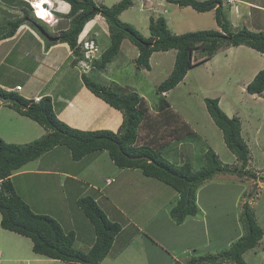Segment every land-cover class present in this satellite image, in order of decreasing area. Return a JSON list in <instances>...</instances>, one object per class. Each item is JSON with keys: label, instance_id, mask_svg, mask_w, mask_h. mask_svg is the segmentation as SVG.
I'll return each instance as SVG.
<instances>
[{"label": "rangeland", "instance_id": "rangeland-1", "mask_svg": "<svg viewBox=\"0 0 264 264\" xmlns=\"http://www.w3.org/2000/svg\"><path fill=\"white\" fill-rule=\"evenodd\" d=\"M93 1L98 6L113 7L123 0ZM222 1L224 18L230 29L237 32L244 28L245 16L240 18L239 15L243 6L238 4L237 9L236 6L230 7L226 0ZM132 2L133 6L120 18L146 38L150 37V17L159 16L166 19L169 30L176 35L220 30L214 11L200 13L192 7H180L169 0ZM259 3L264 7V0H259ZM256 18V32H264V12L258 13ZM65 24L67 26L69 22ZM86 38L89 39L88 35ZM80 39L83 40L81 36ZM229 49L231 52H227ZM105 50L98 48L97 59ZM203 54L198 49L194 55L195 66L188 71L185 79L176 88L163 94L171 104L168 114L173 124L169 129L182 128L185 121L198 137L171 143L169 139L173 138L164 136L167 128L161 127L156 132L158 135L154 136L157 144L162 138L167 141L165 143H171L160 152L161 157L174 165L189 162L193 170L197 171L205 166V153L209 149L219 156L225 171L197 190L196 216L187 217L182 224L177 223L171 216V210L180 198L179 193L163 181L145 176L141 169L121 170L106 151L74 161L69 149L60 146L21 168L29 171L38 168L47 172H27L12 178L17 192L35 213L52 216L65 233L75 231L74 248L83 252L89 251L96 233L92 222L77 202L84 197L97 198L98 201H95L106 210L108 219L122 226L110 253L99 264H189L203 256H219L246 233L243 216L247 210L253 212L264 232V92L260 95L246 92L248 84L264 69V54L247 46H225L215 54L218 56L216 61L202 62ZM39 56L41 59L43 53ZM137 56V47L127 38L106 69L97 68L92 61L88 62L89 68L85 69L87 75L97 83L113 89L119 86L122 90L127 87L137 90L145 99L149 118L151 121L157 120L161 115L158 107L162 97L157 94V89L174 68L176 50L155 52L150 60L151 70L139 69L136 65ZM8 62L15 63L16 67L7 63V73L20 69V64L23 68L28 67L27 70L35 65L24 60L12 59ZM36 64L39 65L40 60ZM77 67L81 72L85 70L81 63H77ZM9 74L8 83L26 85L27 75L18 72ZM49 87L56 94V84L52 82ZM207 98L219 99L221 109L229 117H236L240 121L241 138L249 155V162L243 172L240 160L227 148L222 130L208 113L205 104ZM39 101L37 99L36 102ZM99 101L103 100L99 98ZM53 102H56L54 96L52 104L55 109ZM100 107H97V119L101 113L105 117L104 112L109 108H103L102 112ZM171 113L177 115V119H173ZM148 126L146 122L140 128L139 142L133 147L138 148L146 143V138L150 140L154 135L148 137ZM162 127H165L163 123ZM47 132L45 127L23 117L17 110L0 107V138L6 143L26 146L43 139ZM180 134L183 136L185 132ZM60 168L77 175V180L57 174ZM32 248L31 239L0 226V264H70L38 255ZM244 259L247 264H264V237L256 248L244 254Z\"/></svg>", "mask_w": 264, "mask_h": 264}, {"label": "trees", "instance_id": "trees-1", "mask_svg": "<svg viewBox=\"0 0 264 264\" xmlns=\"http://www.w3.org/2000/svg\"><path fill=\"white\" fill-rule=\"evenodd\" d=\"M70 4L71 11L68 30L59 34L60 43L69 45L75 58L74 63L84 59L78 39L85 25L97 15L102 16L109 26L110 44L99 59L94 61L97 68L104 70L119 53L125 39H130L138 49L136 65L139 69L151 70V57L155 52L176 50L174 68L157 89L159 99L157 120L149 118V109L145 99L135 89L119 86L112 87L97 83L87 74L82 75L85 86L109 107L123 114V123L118 132L111 130H79L61 121L54 112L52 98L45 96L39 102L30 101L13 92L0 89V102L20 112L48 130L43 139L22 146L6 143L0 138V226L2 229L27 237L33 242V252L49 259L64 261L70 264H99L110 253L122 226L108 219L103 209L92 197L78 200L92 222L96 238L89 251L83 252L74 248L75 231L65 233L60 223L50 215L35 213L26 201L18 194L12 181L14 173L30 162L38 160L42 155L57 147H67L74 161H80L93 153L106 151L114 164L121 168L141 169L145 176L157 178L179 193L180 198L171 210V216L177 223H183L187 217L198 214L197 190L206 182L224 173L219 156L212 149L205 153V166L193 170L192 165H174L161 157L160 150L173 141L197 138L196 132L183 121L182 128L169 127L173 124L169 118L171 104L163 94L176 88L195 66L194 55L199 49L204 61H208L222 47L247 46L264 54V32H255L247 27L233 32L224 18L222 0H169L180 7H192L200 13L214 11L220 30H200L173 34L163 16L150 17V37H144L133 26L124 23L121 15L133 6L132 0H123L113 7L98 6L93 0H62ZM23 20L8 22L3 34L4 38L12 37L22 25ZM56 42V41H55ZM53 44L52 42H48ZM121 90V92H120ZM246 92L250 95L264 92V69L248 84ZM219 99H205L206 108L215 124L222 130L227 148L241 162L242 172L248 161V148L241 138V124L238 118H230L220 107ZM173 119L177 115L171 113ZM175 115V116H174ZM160 117V118H159ZM149 123L150 132L146 143L138 148L139 130L144 123ZM165 125V127H162ZM165 129V135L171 143L162 138L154 139L157 131ZM157 132V133H156ZM181 132L185 135L181 136ZM163 136V135H162ZM159 137V136H157ZM156 143V144H155ZM244 175L243 173H239ZM246 233L219 256H203L192 260L189 264H247L244 254L257 247L264 237V232L257 224L252 211L244 213Z\"/></svg>", "mask_w": 264, "mask_h": 264}, {"label": "crops", "instance_id": "crops-1", "mask_svg": "<svg viewBox=\"0 0 264 264\" xmlns=\"http://www.w3.org/2000/svg\"><path fill=\"white\" fill-rule=\"evenodd\" d=\"M30 1L32 0H0V35L2 36L0 37V89L13 92L35 102L37 99H42L45 96H49L53 101L54 96L56 100V102H53L54 106H56L54 111L57 117L69 126L84 131L91 129L118 132L123 123V114L109 107L104 112L106 116L103 117L101 113V116L97 119V116H99L97 107L105 105L103 106L105 108L109 105L107 106L103 101L100 102L99 98L83 83L82 75L87 74L86 69L82 67L85 70H82V72L79 70L77 64L74 63L75 58L68 44L60 43L56 40V42L50 41L42 34V31H45L51 37L56 38L59 37L56 33L68 30L71 21L70 18H67V15L71 11L70 4L62 0H49L52 4L50 14H46L44 6L38 5L36 8L38 14L41 16L40 18H45V21L42 22L33 17V11L29 4ZM41 1L37 0V2ZM226 2L230 7L236 6V8L238 4H241L243 7L240 8L239 15L240 18L245 16L244 27L256 32V24L258 22L256 16L258 13L264 12V7L259 3V0H232L233 4L228 3V0ZM58 19V23L55 24ZM16 20H23L22 25L12 37L4 38L3 34L7 23ZM65 22H69V25L66 26ZM87 35L88 40L93 41L101 50H105V47H108L110 40L109 26L102 16L97 15L85 25L81 38H85ZM48 42H52L53 44H49ZM227 52H231V50L229 49ZM40 53H43L41 59ZM12 55L13 58H11ZM217 58L218 56H214L210 60L216 61ZM12 59L30 61V63L35 64L30 66L29 70H27L28 67L23 68L20 64V69L8 71L12 74L18 72L27 75L25 86L19 83H8L10 74L5 72V67L7 63H11V67H16L15 63L8 62ZM38 60H40L39 65L36 64ZM202 62H209V60H203ZM2 71L6 74H1ZM52 82L58 88L56 94H53L49 87ZM69 84L72 88H70ZM18 86L22 87L21 91L16 90ZM2 106L6 107L7 104L0 102V107ZM103 108L100 107L102 112ZM9 110L14 109L9 107ZM111 161L113 162L112 159ZM27 172L45 173L47 171L38 168L32 171L21 169L14 173L12 178L15 175L26 174ZM48 173L50 172L48 171ZM56 173L59 175L64 174L65 178L72 177L77 180V175L68 173L62 168ZM15 188L18 191L16 186ZM31 209L33 210L32 207ZM103 211L107 215L106 210L103 209ZM94 242L95 240L92 241L90 247Z\"/></svg>", "mask_w": 264, "mask_h": 264}, {"label": "clouds", "instance_id": "clouds-1", "mask_svg": "<svg viewBox=\"0 0 264 264\" xmlns=\"http://www.w3.org/2000/svg\"><path fill=\"white\" fill-rule=\"evenodd\" d=\"M33 2V1H32ZM42 2V1H41ZM40 2V3H41ZM228 3H230V4H233V2H232V0H228ZM29 4H30V7H31V9H32V11H33V17L35 18V19H37V20H39V21H42V22H44L45 21V18H39V17H37V15H36V11H35V9L32 7V4H31V2H29ZM41 6H44L45 7V11H46V14H50L51 13V8H52V4L50 3V1L48 0V3H43ZM222 6H223V1H222ZM58 21H59V19L56 21V23L55 24H57L58 23ZM84 30V29H83ZM83 32V31H82ZM80 36H81V34H80ZM79 36V37H80ZM85 43H88L89 44V46L88 47H85ZM78 44L81 46V49L84 51V59H82V61H78V63H81V65H82V67H84V68H86V66H84V64H86V65H88V68H89V61H92L93 63H94V61H96V59H97V53H98V47L95 45V43L93 42V41H90V40H88L86 37L85 38H83V40H79L78 39ZM87 48H88V50H90L91 51V49L90 48H96L97 49V51L96 52H94V53H92L93 55H92V57L90 58V59H86V57H85V52H86V50H87ZM84 60V61H83ZM193 62H194V59H193ZM231 118V117H230Z\"/></svg>", "mask_w": 264, "mask_h": 264}, {"label": "built area", "instance_id": "built-area-1", "mask_svg": "<svg viewBox=\"0 0 264 264\" xmlns=\"http://www.w3.org/2000/svg\"><path fill=\"white\" fill-rule=\"evenodd\" d=\"M44 1L45 2H48V0H42V2H41V5L44 3ZM31 4H32V7L35 9V11L37 12L36 13V15H37V17H41L39 14H38V11H37V0H33V2H31ZM43 19V18H42ZM89 46V44L88 43H85V47H88ZM91 49V51L90 50H88V48H87V50H86V52H85V57H86V59H90L91 57H92V53H94V52H96L97 51V49L96 48H90ZM84 66H86V67H88V65H86V64H84ZM16 90L17 91H21L22 90V87L21 86H18V87H16ZM110 182V181H109Z\"/></svg>", "mask_w": 264, "mask_h": 264}, {"label": "water", "instance_id": "water-1", "mask_svg": "<svg viewBox=\"0 0 264 264\" xmlns=\"http://www.w3.org/2000/svg\"><path fill=\"white\" fill-rule=\"evenodd\" d=\"M42 34L46 37V38H48V40H50V41H57L59 38L58 37H51V36H49V34L48 33H46L45 31H42Z\"/></svg>", "mask_w": 264, "mask_h": 264}, {"label": "bare ground", "instance_id": "bare-ground-1", "mask_svg": "<svg viewBox=\"0 0 264 264\" xmlns=\"http://www.w3.org/2000/svg\"><path fill=\"white\" fill-rule=\"evenodd\" d=\"M39 3V4H38ZM45 3V2H44ZM41 3L40 2H37V5L36 6H38V5H40ZM84 61V60H83Z\"/></svg>", "mask_w": 264, "mask_h": 264}]
</instances>
